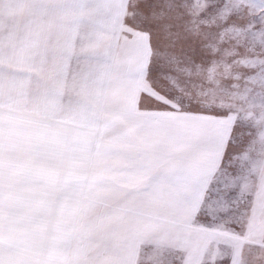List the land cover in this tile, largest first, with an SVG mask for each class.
I'll return each mask as SVG.
<instances>
[{
  "label": "snow or ice",
  "instance_id": "6c2138e0",
  "mask_svg": "<svg viewBox=\"0 0 264 264\" xmlns=\"http://www.w3.org/2000/svg\"><path fill=\"white\" fill-rule=\"evenodd\" d=\"M0 264H264V0H0Z\"/></svg>",
  "mask_w": 264,
  "mask_h": 264
}]
</instances>
